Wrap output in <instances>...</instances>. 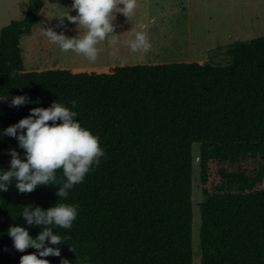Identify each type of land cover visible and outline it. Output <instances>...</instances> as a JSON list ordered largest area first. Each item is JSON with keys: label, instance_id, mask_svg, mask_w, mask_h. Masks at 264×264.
Returning <instances> with one entry per match:
<instances>
[{"label": "trees", "instance_id": "trees-1", "mask_svg": "<svg viewBox=\"0 0 264 264\" xmlns=\"http://www.w3.org/2000/svg\"><path fill=\"white\" fill-rule=\"evenodd\" d=\"M46 0H28L23 19L0 30V171L10 170L18 140L5 129L54 101L77 113L105 155L82 183L29 194L0 192V264H20L8 235L27 225L23 207L78 204L61 255L50 264H192V145H199V264H264V36L210 52L207 61L26 71L20 38ZM13 73L15 75H13ZM29 103L11 107L13 96ZM75 101V107L72 102ZM42 227V226H41Z\"/></svg>", "mask_w": 264, "mask_h": 264}, {"label": "clouds", "instance_id": "clouds-1", "mask_svg": "<svg viewBox=\"0 0 264 264\" xmlns=\"http://www.w3.org/2000/svg\"><path fill=\"white\" fill-rule=\"evenodd\" d=\"M137 7V0H72L71 9L58 19L60 25H63L65 17L75 24L78 35L68 37L50 27H41L40 31L52 44L58 45L61 51H72L83 55L90 63H95L100 55V44L107 41L110 46H115L118 43V35L115 33L116 14L129 18L135 14ZM70 11H75L76 15H70ZM139 29L130 35L126 43L132 52L147 53L152 47L146 33L147 25L142 23ZM7 99L8 96L0 98ZM29 102L26 96H13L10 106L19 107ZM75 104L73 101V107ZM76 117L77 113L71 108L54 101L47 108H32L29 116L5 129L3 135L18 140L25 159H21L15 149L9 150L10 170L0 171V192L8 191L15 180V188L19 193H32L40 186L55 184L57 170H62L65 182L56 194L60 199L67 198L69 190L82 183L93 167L99 166L105 155L99 137L83 128ZM78 208V204L59 202L47 210L32 205L23 207L21 216L27 225L40 227L41 231L33 238L24 227H9L8 235L18 252L23 253L29 248L38 252V255H22L20 264H50L45 257H59L60 248L52 246L64 244L65 241L53 229H71ZM48 244L52 246H46ZM61 264H69V261L61 260Z\"/></svg>", "mask_w": 264, "mask_h": 264}, {"label": "rangeland", "instance_id": "rangeland-1", "mask_svg": "<svg viewBox=\"0 0 264 264\" xmlns=\"http://www.w3.org/2000/svg\"><path fill=\"white\" fill-rule=\"evenodd\" d=\"M135 14L126 18L116 14L115 33L118 43L100 44L99 58L90 63L83 55L63 52L41 34V27H50L68 37L78 35L76 25L58 18L71 9L72 0H46L31 32L20 38V56L26 71L51 69H92L102 72L115 65L158 64L183 61L205 63L210 52L237 41L264 36V0H137ZM28 0H0V30L25 16ZM70 15H76L70 11ZM147 25L152 45L147 53L132 52L127 46L130 35ZM59 25V26H58ZM192 151L191 192L192 264H199L198 205L202 202L199 186V145Z\"/></svg>", "mask_w": 264, "mask_h": 264}]
</instances>
